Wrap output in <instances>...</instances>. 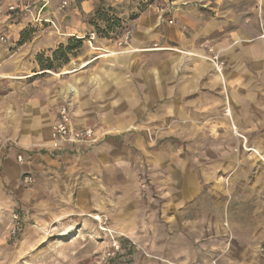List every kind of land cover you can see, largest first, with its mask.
I'll return each mask as SVG.
<instances>
[{"label":"crops","instance_id":"0c3cea01","mask_svg":"<svg viewBox=\"0 0 264 264\" xmlns=\"http://www.w3.org/2000/svg\"><path fill=\"white\" fill-rule=\"evenodd\" d=\"M196 21L207 22L197 36L208 37L212 17ZM150 34L139 31L127 45L68 68L64 83L49 80L47 91L35 92L25 105L26 117L15 109L8 120L7 110L0 111V160L7 141L19 140L32 150L29 167L44 173L51 156L40 145L52 142V125L68 100L75 127L108 135L94 146L58 152L55 167L63 171L53 170L59 178L51 188L57 192L77 178L80 211L91 205L105 210L119 233L137 241L133 264H264L263 169L253 153L236 148L233 130L248 134L244 104L255 103L263 85L264 31L250 42L242 33L215 38L222 72L199 41L176 48L152 41L158 46L152 48ZM226 98L239 104L232 115ZM7 161L4 178L16 182L22 165ZM246 202L253 214L244 210Z\"/></svg>","mask_w":264,"mask_h":264},{"label":"rangeland","instance_id":"374dc122","mask_svg":"<svg viewBox=\"0 0 264 264\" xmlns=\"http://www.w3.org/2000/svg\"><path fill=\"white\" fill-rule=\"evenodd\" d=\"M11 5L20 7L9 10ZM202 16H210L214 22H211V34L205 38L197 36L207 25L196 21ZM117 18L121 20L119 27L114 26ZM107 21L113 23L114 29L109 34ZM259 29L264 31V0H0V63L6 67L0 70V111L7 110L8 120L15 109H21L23 118L26 117L25 105L35 92L47 91L49 80L64 83L63 72H68V68L75 70L85 59L100 54L99 51L111 53L112 45L119 48L127 45L139 31L150 30V42L161 41L162 46L170 48L178 47L181 41H199L212 52L209 58L215 69L222 72L224 62L212 41L225 32L226 38L241 33L251 38ZM70 37L81 41V46L77 47L78 42L73 46L67 62L66 53L62 56L64 52L54 57V51L60 45L67 46ZM155 42L150 47H158ZM51 60H54L53 68L43 69ZM18 64H22V71L16 70ZM262 84L257 101L244 104V115L249 116L244 130L248 134L236 126L233 130L239 142L236 148L253 153L261 164L264 191V79ZM226 101V113L232 115L239 104H230L227 98ZM64 105H68L72 118L70 101H64ZM12 121L9 127L14 126ZM22 121L27 127L28 120ZM54 124L50 131L52 142L40 145L43 150L48 147L46 151L51 156L44 173L29 167L32 150L19 140L16 144L8 140L5 154L1 156L0 264H133L131 252L137 241L119 233L112 216L105 210L91 205L80 211L81 183L77 184V178H68L65 188L57 192L50 183L59 178L54 171H63L61 165L55 167L61 161L56 158L61 155L58 152L72 145L94 146L108 134L102 135L94 127H83L94 130V141L69 142L57 148L53 144ZM9 157L22 165L16 182H9L3 175ZM255 172V169L248 171L247 183L251 187ZM251 203H244V210L253 214ZM66 210L69 212L63 214ZM116 242L120 245L118 251L114 249ZM259 252L264 253V244L259 246Z\"/></svg>","mask_w":264,"mask_h":264},{"label":"built area","instance_id":"2783aa9c","mask_svg":"<svg viewBox=\"0 0 264 264\" xmlns=\"http://www.w3.org/2000/svg\"><path fill=\"white\" fill-rule=\"evenodd\" d=\"M19 5L9 6V10H16ZM52 135L54 138V146L59 147L65 143H81L94 141L96 136L92 128H76L73 125L71 112L68 105H64L59 109L58 117L53 126ZM22 160V157H20ZM115 251L120 249V245L114 243ZM263 249V248H262Z\"/></svg>","mask_w":264,"mask_h":264},{"label":"trees","instance_id":"16d2710c","mask_svg":"<svg viewBox=\"0 0 264 264\" xmlns=\"http://www.w3.org/2000/svg\"><path fill=\"white\" fill-rule=\"evenodd\" d=\"M96 14H98V12H96ZM101 17V16H100ZM105 17V16H104ZM103 20H107V19H105V18H103ZM115 22V25L114 26H120L121 25V20H120V18H117L116 20H114ZM110 24V21H107V24ZM113 23H111L107 28H108V34L109 33H111L114 29L112 28L113 27V25H112ZM97 28H98V30L99 29H101V28H99V26H97ZM99 31H101V30H99ZM77 39H75V38H69L68 39V45L67 46H63V45H60L55 51H54V53H53V55H54V57H57V56H59L58 55V53L59 52H64V53H62V56H64L65 55V53H66V62L69 60V56H67V54L68 53H71V51H73V46H76L77 44H78V46L77 47H79V46H81V41H76ZM78 42V43H77ZM77 43V44H76ZM53 61L54 60H51V61H49L48 62V64H46V65H44V67H43V69H51V68H53Z\"/></svg>","mask_w":264,"mask_h":264}]
</instances>
